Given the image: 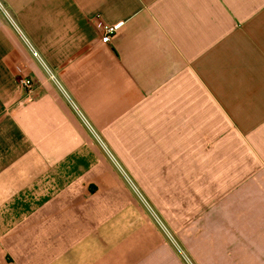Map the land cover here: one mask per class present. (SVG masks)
<instances>
[{
  "label": "crops",
  "instance_id": "1",
  "mask_svg": "<svg viewBox=\"0 0 264 264\" xmlns=\"http://www.w3.org/2000/svg\"><path fill=\"white\" fill-rule=\"evenodd\" d=\"M131 187L264 264V0H0V264H135Z\"/></svg>",
  "mask_w": 264,
  "mask_h": 264
},
{
  "label": "rangeland",
  "instance_id": "2",
  "mask_svg": "<svg viewBox=\"0 0 264 264\" xmlns=\"http://www.w3.org/2000/svg\"><path fill=\"white\" fill-rule=\"evenodd\" d=\"M121 174L126 182L125 173ZM132 190L138 203L120 217L119 226L128 230L124 236L127 242L135 244V264H207L206 225L198 226L199 220L190 217V203L183 204L176 224L173 218H161L136 189ZM120 242L126 240L121 237Z\"/></svg>",
  "mask_w": 264,
  "mask_h": 264
},
{
  "label": "built area",
  "instance_id": "3",
  "mask_svg": "<svg viewBox=\"0 0 264 264\" xmlns=\"http://www.w3.org/2000/svg\"><path fill=\"white\" fill-rule=\"evenodd\" d=\"M95 27L102 35L101 42L103 44H109L114 37L118 36L122 32V30L125 28V24L123 22L109 24L104 22L100 18H97L95 22ZM21 85L26 91V102H31L34 98V96L32 95L34 92V83H32L29 78H25L21 81Z\"/></svg>",
  "mask_w": 264,
  "mask_h": 264
}]
</instances>
